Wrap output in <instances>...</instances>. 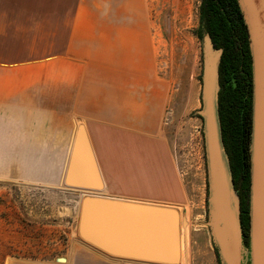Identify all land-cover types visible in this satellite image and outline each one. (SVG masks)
Listing matches in <instances>:
<instances>
[{
  "label": "crops",
  "instance_id": "crops-1",
  "mask_svg": "<svg viewBox=\"0 0 264 264\" xmlns=\"http://www.w3.org/2000/svg\"><path fill=\"white\" fill-rule=\"evenodd\" d=\"M135 2L0 0L1 171L60 184L83 123L100 194L172 207L181 224L188 193L163 132L152 30ZM143 213L110 210L106 229L86 224L87 239L77 222L75 244L53 264H165L140 258L170 248Z\"/></svg>",
  "mask_w": 264,
  "mask_h": 264
},
{
  "label": "rangeland",
  "instance_id": "rangeland-1",
  "mask_svg": "<svg viewBox=\"0 0 264 264\" xmlns=\"http://www.w3.org/2000/svg\"><path fill=\"white\" fill-rule=\"evenodd\" d=\"M200 3L141 0L140 5L136 0L135 6H141V23L152 30L160 100L165 104L163 132L188 193L180 208L187 220L184 241V226L180 234V264H222L207 224L210 188L201 111L209 46L204 36L197 34ZM4 163L0 162V264L63 260L75 244L77 207L83 193L60 188L59 183L55 186L50 179L3 173Z\"/></svg>",
  "mask_w": 264,
  "mask_h": 264
},
{
  "label": "water",
  "instance_id": "water-1",
  "mask_svg": "<svg viewBox=\"0 0 264 264\" xmlns=\"http://www.w3.org/2000/svg\"><path fill=\"white\" fill-rule=\"evenodd\" d=\"M247 26L252 57V135L250 178V245L243 248L240 201L234 181L228 153L225 149L218 109L219 73L221 50L213 46L208 34V43L203 91L204 134L209 171V221L212 236L218 247L222 264H242L243 257L250 255V264H264V0H238ZM216 53V56L210 51ZM64 189H76L83 193L79 206L80 234L87 239L86 224L106 229V212L131 210L135 206L157 218L158 234L167 239L170 248L141 259L165 264L180 262L181 228L187 225L186 218L180 224L179 212L167 206L134 205L126 201L102 196L104 183L83 123L78 125L64 175L57 185ZM236 197V200H235ZM182 226V227H181ZM63 259V258H62Z\"/></svg>",
  "mask_w": 264,
  "mask_h": 264
},
{
  "label": "trees",
  "instance_id": "trees-1",
  "mask_svg": "<svg viewBox=\"0 0 264 264\" xmlns=\"http://www.w3.org/2000/svg\"><path fill=\"white\" fill-rule=\"evenodd\" d=\"M197 34H208L221 50L218 109L222 139L240 201L245 241H250L252 135V57L247 26L238 0H201ZM199 31V32H198Z\"/></svg>",
  "mask_w": 264,
  "mask_h": 264
},
{
  "label": "flooded vegetation",
  "instance_id": "flooded-vegetation-1",
  "mask_svg": "<svg viewBox=\"0 0 264 264\" xmlns=\"http://www.w3.org/2000/svg\"><path fill=\"white\" fill-rule=\"evenodd\" d=\"M249 245H250V241L247 242L245 241V238H243V248L246 249V250H249ZM244 257H243V260H242V264H250V255H245L243 254Z\"/></svg>",
  "mask_w": 264,
  "mask_h": 264
},
{
  "label": "bare ground",
  "instance_id": "bare-ground-1",
  "mask_svg": "<svg viewBox=\"0 0 264 264\" xmlns=\"http://www.w3.org/2000/svg\"><path fill=\"white\" fill-rule=\"evenodd\" d=\"M79 205H80V201H79ZM186 227V226H185ZM181 263V261L179 262V264Z\"/></svg>",
  "mask_w": 264,
  "mask_h": 264
}]
</instances>
